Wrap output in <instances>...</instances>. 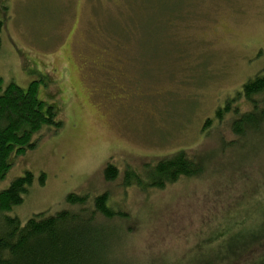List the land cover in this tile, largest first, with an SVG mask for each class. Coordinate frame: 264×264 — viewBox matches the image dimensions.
<instances>
[{"label":"rangeland","instance_id":"rangeland-1","mask_svg":"<svg viewBox=\"0 0 264 264\" xmlns=\"http://www.w3.org/2000/svg\"><path fill=\"white\" fill-rule=\"evenodd\" d=\"M0 23V76L37 81L61 123L0 180L4 190L33 172L11 211L22 223L65 208L71 192H106L125 264H187L263 226L264 144L235 141V113L215 111L264 73V0H0ZM232 105L252 109L243 96ZM182 150L202 170L147 186L149 167Z\"/></svg>","mask_w":264,"mask_h":264},{"label":"trees","instance_id":"trees-1","mask_svg":"<svg viewBox=\"0 0 264 264\" xmlns=\"http://www.w3.org/2000/svg\"><path fill=\"white\" fill-rule=\"evenodd\" d=\"M241 88L234 99L243 96L252 109L242 112L239 105L232 108L234 99H231L224 108L218 107L216 117L220 121L225 113L233 111L236 115L232 120L235 141L246 144L250 139L251 147L263 145L264 73L250 77ZM55 116V107L46 105L38 96L37 81L25 88L14 81L5 82L0 76V180L11 167L14 154L35 147L40 139L36 133L46 124H61L56 122ZM212 120L206 119L204 130ZM201 170L200 162L182 150L149 167L146 185L161 188L183 175L193 176ZM118 171L116 164L108 162L104 168L106 179H115ZM126 173L130 179L132 172L126 170ZM134 176L140 182L137 173ZM34 178L33 172L27 170L9 187L0 190V264H125L113 255L116 245L114 222L118 212L109 206L106 192L95 195L94 199L88 193L71 192L66 196L68 206L55 213L35 214L25 224L17 215H12V209L24 202ZM45 179L46 175L42 173L41 184ZM259 222L263 226L261 224L251 235L245 230L230 233L224 246L215 254H199L187 264H264V248L258 245L264 239L261 233L264 216ZM256 249L260 250L255 253Z\"/></svg>","mask_w":264,"mask_h":264}]
</instances>
